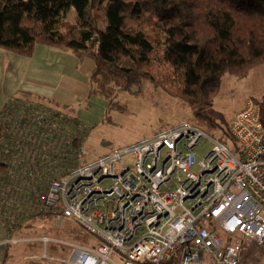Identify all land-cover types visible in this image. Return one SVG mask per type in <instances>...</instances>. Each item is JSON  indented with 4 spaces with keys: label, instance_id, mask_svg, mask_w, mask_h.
I'll return each mask as SVG.
<instances>
[{
    "label": "built area",
    "instance_id": "built-area-1",
    "mask_svg": "<svg viewBox=\"0 0 264 264\" xmlns=\"http://www.w3.org/2000/svg\"><path fill=\"white\" fill-rule=\"evenodd\" d=\"M18 109L10 138L16 144L13 150H22L23 156L2 157L5 163L12 161L10 173H0L3 224L20 226L51 215L54 225L71 221L98 240L95 247L93 241L21 235L14 227L8 243L38 246V252L25 259L61 264H239L243 243L264 246L261 101L246 99L230 120L236 152L180 120L151 137L91 158L84 130L68 118H45L47 113H42L33 124L23 123V117L29 119L28 110ZM204 137L211 146L198 160L194 150ZM51 243L65 247V252L52 254ZM112 251L121 262L110 258Z\"/></svg>",
    "mask_w": 264,
    "mask_h": 264
},
{
    "label": "trees",
    "instance_id": "trees-1",
    "mask_svg": "<svg viewBox=\"0 0 264 264\" xmlns=\"http://www.w3.org/2000/svg\"><path fill=\"white\" fill-rule=\"evenodd\" d=\"M70 8L73 23L66 19ZM38 44L92 62L87 98L105 100L102 120H109L112 108H121L119 93L140 96L148 84L184 103L187 121L236 152L230 120L214 109L213 99L224 74L241 79L264 66V0H0V48L30 57ZM261 106L264 111V102ZM20 107L29 114L23 123L47 113L45 118L62 115L86 130L68 106L26 94L11 97L0 110V173H10L12 166L2 157L23 156L10 138ZM37 219L51 220V215L4 226L10 237L14 227L25 233ZM65 250L49 245L52 254ZM262 258L264 246L243 243L239 264H263Z\"/></svg>",
    "mask_w": 264,
    "mask_h": 264
},
{
    "label": "rangeland",
    "instance_id": "rangeland-1",
    "mask_svg": "<svg viewBox=\"0 0 264 264\" xmlns=\"http://www.w3.org/2000/svg\"><path fill=\"white\" fill-rule=\"evenodd\" d=\"M74 18L75 12L73 8H70L66 19L73 23ZM248 98L264 102V66L252 68L248 75L241 79L224 74L220 90L213 99V107L229 121L234 112L240 109ZM117 100L121 108H112L109 112V120H102L105 108L104 99L92 97L89 105L88 103L83 104L86 109L82 111L80 116L84 117L86 124L84 126L86 128L84 139L88 158L102 155L112 148L151 137L160 128L180 120H189L190 117V110L184 103L148 84L142 95L135 96L121 92L118 94ZM76 118L79 119L77 116ZM207 135L212 136L208 133ZM210 146L211 141L208 138L201 139L194 150L198 160L204 156ZM32 224L30 229L20 234L31 235L32 237L44 234L82 244L93 241L95 247L98 243L95 235L71 221L56 226L51 220L37 219ZM73 236H79L80 240L73 239ZM37 249L38 246H34L32 251H37ZM109 255L116 262L122 261L121 256L115 251ZM261 262L264 264V258L261 259Z\"/></svg>",
    "mask_w": 264,
    "mask_h": 264
},
{
    "label": "crops",
    "instance_id": "crops-1",
    "mask_svg": "<svg viewBox=\"0 0 264 264\" xmlns=\"http://www.w3.org/2000/svg\"><path fill=\"white\" fill-rule=\"evenodd\" d=\"M91 68L90 60L80 62L70 51L46 45H36L30 57L0 48V110L9 98L26 94L68 106L85 123L80 114L92 101L87 98ZM8 238L0 219V264H48L25 259L38 252L32 251L37 244L12 245Z\"/></svg>",
    "mask_w": 264,
    "mask_h": 264
}]
</instances>
